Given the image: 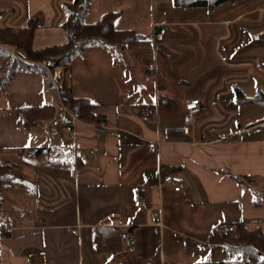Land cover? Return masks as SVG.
<instances>
[{"label": "crops", "instance_id": "obj_1", "mask_svg": "<svg viewBox=\"0 0 264 264\" xmlns=\"http://www.w3.org/2000/svg\"><path fill=\"white\" fill-rule=\"evenodd\" d=\"M74 1L0 0V24L18 29L35 17L33 47L61 44L66 6ZM86 7V22L119 11L116 28H134L145 39L127 44L120 61L110 49L90 47L68 67L53 68L51 76L74 96L98 104L104 122L78 118L48 130L45 118L23 127L19 107L50 104L62 113L54 85L37 72L14 74L0 91L2 158L26 146L70 145L81 160L75 169L23 168L37 192L12 193L24 211L4 223L0 264L231 260L238 252L207 242L214 225L239 219L264 233V122L250 126L264 120V105L236 96L237 89L246 96L264 91V0L225 2L210 12L176 8L172 0H88ZM192 99L201 110L185 134L184 103ZM158 136L163 143L149 151L147 141ZM171 169L184 179L179 191L157 186ZM95 227L121 231L117 252L95 248Z\"/></svg>", "mask_w": 264, "mask_h": 264}, {"label": "trees", "instance_id": "obj_2", "mask_svg": "<svg viewBox=\"0 0 264 264\" xmlns=\"http://www.w3.org/2000/svg\"><path fill=\"white\" fill-rule=\"evenodd\" d=\"M86 1L75 0L66 6L68 15L62 23L65 40L61 44L41 48L33 47L34 33L38 27V21L35 17L29 18L26 25L18 29L0 24V91L5 92L7 90L13 75L18 72L40 73L46 86L53 88L49 70L56 66L68 67L74 57L83 56L88 48L103 47L110 49L114 60L120 61L121 57L124 56L127 44L145 39V35L134 28H116L115 21L119 16V11L108 10L103 12L96 21L86 22L83 20V14L87 10ZM241 1L243 0H172V3L176 8H202L210 12L225 2L238 3ZM2 14L3 11L0 9V19ZM236 96L239 102L264 105V91H259L253 96H246L237 89ZM58 98L75 112L80 120L90 123L104 122V116L97 112L98 104L87 96H74L71 88L67 87L64 82L60 86ZM163 102L168 103L164 97H161L159 103ZM54 113L55 108L50 104L24 106L16 109L17 121L27 128L49 118ZM262 122L264 120L250 126ZM2 152L3 148L0 147V157ZM17 153L15 161L9 158L3 159L1 157L3 160L0 158L1 235L4 234L6 224L1 220V215L5 210L3 206L4 193L8 191L31 197L35 194L34 191L37 192L35 184L26 179L23 172L24 167L37 168L39 165H45L54 168L75 169L81 164L77 152L70 145L26 146L18 149ZM176 171L177 169H171L164 174ZM259 196L261 195L255 196V203L259 202ZM18 208L17 210L20 212L24 211ZM18 215L15 216L18 217ZM93 239L94 246L98 251L115 253L120 248L123 236L116 227H95ZM207 242L222 244L228 250L240 253L238 259L220 260L217 262L218 264H264V233L258 227L253 230L247 229L242 220L217 223L211 228Z\"/></svg>", "mask_w": 264, "mask_h": 264}, {"label": "built area", "instance_id": "obj_3", "mask_svg": "<svg viewBox=\"0 0 264 264\" xmlns=\"http://www.w3.org/2000/svg\"><path fill=\"white\" fill-rule=\"evenodd\" d=\"M53 78V77H52ZM53 80H56V78H53ZM55 83V89L59 88L56 86ZM61 86V84L59 85ZM58 90V89H57ZM184 110L185 114L183 117V127L182 131L183 133L187 134L189 132L190 126L194 122L195 115L201 110V102L199 99H192L190 101H187L184 103ZM142 118L144 120H148L147 115H143ZM78 117L75 112H73L71 109H69L65 104L62 103V113L61 114H53L48 122L46 123V128L48 130L53 129L55 126H72L75 121H77ZM164 139L162 136H158L156 139L147 141V147L149 151L156 152L158 147L163 143ZM247 185L253 186V181L246 180ZM184 179L180 174L177 173H168L163 174L159 177V180L157 182V186L161 187L164 185H170L174 191H179L183 188ZM133 239H126L125 244L126 245H132Z\"/></svg>", "mask_w": 264, "mask_h": 264}, {"label": "rangeland", "instance_id": "obj_4", "mask_svg": "<svg viewBox=\"0 0 264 264\" xmlns=\"http://www.w3.org/2000/svg\"><path fill=\"white\" fill-rule=\"evenodd\" d=\"M51 73H53V69H51V70H49V76H50V78H51V80H52V83H53V85H55V83L57 84L56 86H58L59 88H57V89H55V86H54V90L55 91H57V93L59 92V89H60V82H58V80L56 79V80H53V78H52V76H51ZM63 83V82H62ZM65 83V82H64ZM51 93V102H53L54 104H55V106L58 108L59 106H60V102H59V100H58V98L52 93V92H50ZM54 114H56V113H54ZM53 115V114H52ZM51 115V116H52ZM50 116V117H51ZM49 117V118H50ZM49 118H48V120H49ZM52 130V129H51ZM1 158V157H0ZM5 158H9V159H11L12 161H15L16 159H17V157L16 156H11V157H7V156H3V159H5ZM2 159V158H1ZM2 159V160H3ZM4 197H5V201H4V204H3V206L5 207V210L3 211V213H2V215H1V220L3 221V223H6L8 220H10L11 218H14L13 217V213H16L15 215H17L18 214V212H19V210H17V208L18 209H20V210H23V206H21L20 204H19V200H18V196H16L15 194H12V192H5L4 193ZM7 205L9 206V207H11V208H9L8 207V209H7ZM14 205H16V206H14ZM3 207V208H4ZM16 207V208H15ZM15 209H16V211H15ZM11 221V220H10ZM13 222V221H12ZM231 255V259H237V258H239L240 257V255L238 254V253H236V254H230Z\"/></svg>", "mask_w": 264, "mask_h": 264}]
</instances>
